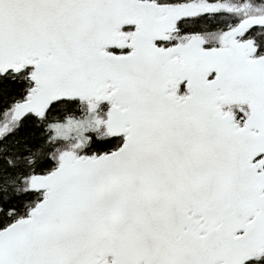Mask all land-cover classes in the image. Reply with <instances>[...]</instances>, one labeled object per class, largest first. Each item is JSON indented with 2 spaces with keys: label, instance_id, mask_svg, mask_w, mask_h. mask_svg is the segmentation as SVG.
<instances>
[{
  "label": "snow or ice",
  "instance_id": "1",
  "mask_svg": "<svg viewBox=\"0 0 264 264\" xmlns=\"http://www.w3.org/2000/svg\"><path fill=\"white\" fill-rule=\"evenodd\" d=\"M0 264H264V0H0Z\"/></svg>",
  "mask_w": 264,
  "mask_h": 264
}]
</instances>
